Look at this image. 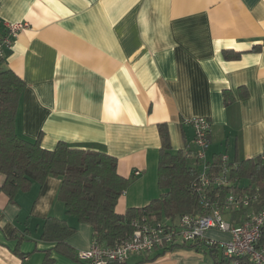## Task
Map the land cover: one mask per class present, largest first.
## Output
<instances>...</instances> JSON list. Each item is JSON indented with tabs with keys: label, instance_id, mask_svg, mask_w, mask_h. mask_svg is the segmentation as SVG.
<instances>
[{
	"label": "crops",
	"instance_id": "crops-1",
	"mask_svg": "<svg viewBox=\"0 0 264 264\" xmlns=\"http://www.w3.org/2000/svg\"><path fill=\"white\" fill-rule=\"evenodd\" d=\"M14 24L28 28L0 68L26 84L17 135L41 139L48 150L65 142L116 157L118 174L128 180L118 214L161 196L162 125L173 152H192L189 121L207 118L211 165L219 156L237 165L264 154V0H0V34ZM257 46L263 49L253 52ZM225 50L242 57L228 61ZM60 187L57 178L34 183L15 203L0 193V264H44L48 254L55 264H83L41 239L48 218L66 221L73 236L85 225L66 214ZM234 215L225 218L233 223ZM73 236L67 243L75 256L90 248ZM206 237L231 239L215 230ZM199 244L177 246L153 262L158 252L145 254L136 263L216 264Z\"/></svg>",
	"mask_w": 264,
	"mask_h": 264
},
{
	"label": "trees",
	"instance_id": "trees-1",
	"mask_svg": "<svg viewBox=\"0 0 264 264\" xmlns=\"http://www.w3.org/2000/svg\"><path fill=\"white\" fill-rule=\"evenodd\" d=\"M5 33L6 28L0 36ZM262 49L257 46L253 52ZM223 56L228 61H234L239 60L242 54L225 50ZM25 89L26 84L20 77L9 69L0 68V177H4L0 193H5L10 202L15 203L19 193L29 192L34 183L43 186L49 178L60 179L57 198L65 205L66 214L89 224L94 239L106 246H114L129 238L134 231L132 221L144 211L157 220L202 212L198 198L192 192V185L198 180V165L187 156L186 151H172L165 125L159 127L158 186L161 196L144 209H129L125 215H120L116 207L127 191L128 180L118 174L116 157L101 151L72 148L65 142H59L54 149L48 150L42 147L41 139L31 142L17 135L16 115ZM221 165L222 156L216 157L212 165L213 175L219 173ZM230 167L231 186L215 189L214 194H219V199L223 200L230 193L244 194L256 187L261 194L258 207L264 206V154ZM244 213V210L234 212L233 223H239ZM75 233L76 229L66 221L48 218L44 222L41 239L53 243L56 251L75 261V252L67 243ZM262 245L264 227L261 231ZM195 247L198 251L204 248L216 264H248L244 259H225L216 247L208 246L205 241ZM165 253L158 252L148 261L153 262ZM44 264L55 262L48 254Z\"/></svg>",
	"mask_w": 264,
	"mask_h": 264
},
{
	"label": "built area",
	"instance_id": "built-area-1",
	"mask_svg": "<svg viewBox=\"0 0 264 264\" xmlns=\"http://www.w3.org/2000/svg\"><path fill=\"white\" fill-rule=\"evenodd\" d=\"M5 28L6 33L0 36L1 60L5 52L12 48L18 34L26 30L28 25L14 24ZM189 125L194 130L195 150L186 153L198 165V180L192 185V192L198 198L202 212L181 215L176 219L157 220L144 211L132 221L134 231L129 238L114 246L100 244L94 239L89 250L77 253L78 261L83 264H127L135 256L205 241L208 246L216 247L225 259H244L248 264H264V245L260 246L264 206L258 207L261 203L260 190L253 187L244 194L230 193L220 200V195L214 194V190L231 186L229 176L232 164L226 155L222 156L221 169L217 175H213L212 165L207 160L211 123L207 118H195L189 121ZM136 175H140V172H136ZM253 209L254 212L237 224L225 218L226 213ZM211 230L228 233L231 239H207L206 234Z\"/></svg>",
	"mask_w": 264,
	"mask_h": 264
},
{
	"label": "rangeland",
	"instance_id": "rangeland-1",
	"mask_svg": "<svg viewBox=\"0 0 264 264\" xmlns=\"http://www.w3.org/2000/svg\"><path fill=\"white\" fill-rule=\"evenodd\" d=\"M85 225H83L82 229L75 235L73 236V240H75V242H80L81 244H90L92 243V230H91V226L89 224L84 223ZM94 239V238H93ZM91 247V246H90ZM90 249V248H89ZM88 249V250H89ZM87 251V250H86ZM79 253V252H77ZM77 255V254H76ZM145 255V254H144ZM143 257V256H142ZM141 256H135L132 257L128 260V264H135L137 261H139L141 258Z\"/></svg>",
	"mask_w": 264,
	"mask_h": 264
}]
</instances>
